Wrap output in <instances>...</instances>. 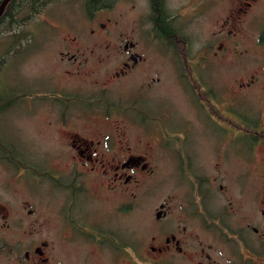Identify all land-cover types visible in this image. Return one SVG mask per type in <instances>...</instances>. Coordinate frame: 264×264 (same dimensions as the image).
<instances>
[{
  "label": "flooded vegetation",
  "instance_id": "af4514ba",
  "mask_svg": "<svg viewBox=\"0 0 264 264\" xmlns=\"http://www.w3.org/2000/svg\"><path fill=\"white\" fill-rule=\"evenodd\" d=\"M36 1L40 0H15L12 8L25 3L36 6ZM225 1L198 0V6L208 10ZM147 3L152 34L175 44L178 51L184 50L187 37L176 23L167 0H147ZM227 5L226 17L218 32L213 33L219 40L212 48L213 56L226 54L228 42L240 30L257 28L258 41L264 44V0H230ZM134 47V42H124V56L119 59L117 69L110 72L111 80L118 83L127 80L123 77L144 60L133 51ZM175 57L180 68L183 64L189 69L179 72L178 78L182 91L186 81L193 97L189 103L191 114L187 117L182 111L183 124L177 136L172 140L163 138L162 155L175 160V166L171 168L166 163L164 194L148 217L146 232L137 236L133 230L136 193L129 186L136 180L137 171L152 172L147 152L123 146L130 141L122 142L128 136L120 125L106 130L93 127L96 139L85 135L82 128L66 125L62 129L65 145L60 146L56 162L59 166L49 170V233L41 235L45 221L36 207L24 200L22 207H27L26 214L35 218L26 223L16 222L19 229L26 227L28 240L23 257L15 254L6 264H264V114L259 113L257 120L250 119L248 111L237 109L238 103H234V99L242 103L248 99L257 76L250 73L238 82L235 90L228 85L217 93L210 76L198 78L191 72V62L205 56L191 57L177 52ZM68 59L76 61L77 57L71 55ZM102 63L103 58L98 61L99 65ZM259 72L264 74V65ZM158 81L152 78L148 82V99L158 96L151 94L150 87ZM144 90L143 87L139 94L120 96L114 106H105L93 96L95 101L90 97L91 104H83V110L75 107V111L85 113L105 106L103 111H117L124 123H136L134 116L153 121L158 113L152 110L135 115L134 100L144 97ZM60 98L61 108L49 105L47 111L56 112L57 120L66 123L76 98L67 95ZM201 131L212 136H201ZM255 146H259L261 157L254 155ZM233 153L243 164L234 180L230 168ZM152 197L153 190H148L150 206L155 201ZM121 212L132 213L123 225ZM2 218V228H9L8 215Z\"/></svg>",
  "mask_w": 264,
  "mask_h": 264
},
{
  "label": "rangeland",
  "instance_id": "374dc122",
  "mask_svg": "<svg viewBox=\"0 0 264 264\" xmlns=\"http://www.w3.org/2000/svg\"><path fill=\"white\" fill-rule=\"evenodd\" d=\"M167 2L188 40L182 51L152 34L147 0H107L105 6L92 13L87 11L85 0H40L35 2L36 6L16 5L10 9L13 16H5L0 22V264L10 263L15 254L23 257L28 240L26 227L19 229L16 222L26 223L35 218L26 214L27 207H22L24 200L35 206L45 221L41 235L49 233V170L59 166L56 162L59 149L65 145L62 129L66 125L82 128L91 139L97 138V133L91 130L95 127L106 130L120 125L128 136L122 142L130 141L122 145L131 146L135 152H147L152 172L137 171L136 180L129 186L136 193L133 230L137 236L146 232L148 217L164 194L166 163L171 168L175 166V160H167L162 155L163 138L174 139L183 124L182 114L187 117L191 114L189 103L193 97L186 81L182 91V81L178 78L179 72L189 69L180 64L181 69L176 63L177 52L191 57L205 56L191 62V72L198 78L210 76L217 93L228 85L235 90L238 82L250 73L256 74L248 99L244 103L234 99V103H238L237 109L248 111L246 115L250 119L257 120L259 113L264 114V74L259 72L264 65V44L258 41L259 30H240L228 42V52L214 57L212 48L219 40L213 33L223 23L230 0L218 2L208 10L200 9L198 0ZM125 41L134 42L133 51L144 60L123 77L127 80L118 83L111 80L110 72L117 69L119 59L124 56ZM71 55L77 57L76 61L68 59ZM101 58L103 63L99 65ZM152 78L159 79L150 85L151 94L158 95V99H148V82ZM143 87L146 95L134 100L135 115L148 114L149 109L158 113L155 120L134 116L136 123L129 124L124 123L117 111H103L106 105L114 106L120 96L139 94ZM65 95L75 97L76 101L72 102L75 106L66 117L67 122L62 124L55 117L56 112L47 110L49 105L61 108L60 97ZM93 96L105 106L85 113L75 111V107L83 110V104H91ZM199 135L212 136L208 131H201ZM201 149H205L204 144ZM259 149V146L254 148L256 158L261 157ZM33 167L45 170L36 172ZM230 168L234 180V175L243 168L235 153L230 159ZM148 190H153L155 200L151 206ZM122 212L120 223L123 225L132 213ZM4 214L8 215L9 228H2Z\"/></svg>",
  "mask_w": 264,
  "mask_h": 264
},
{
  "label": "trees",
  "instance_id": "16d2710c",
  "mask_svg": "<svg viewBox=\"0 0 264 264\" xmlns=\"http://www.w3.org/2000/svg\"><path fill=\"white\" fill-rule=\"evenodd\" d=\"M106 1L107 0H85V5H86V9L87 11H89L90 13H92L94 10H96L97 8L101 7V5L105 6L106 5ZM34 2V1H33ZM15 0H11L9 2V4L7 5L4 14L0 17V22L2 21V19L5 16H10L12 17V13H11V8L14 5ZM32 3V2H31Z\"/></svg>",
  "mask_w": 264,
  "mask_h": 264
},
{
  "label": "water",
  "instance_id": "95a60500",
  "mask_svg": "<svg viewBox=\"0 0 264 264\" xmlns=\"http://www.w3.org/2000/svg\"><path fill=\"white\" fill-rule=\"evenodd\" d=\"M9 0H2L1 3H0V15L1 13L3 12L6 4L8 3Z\"/></svg>",
  "mask_w": 264,
  "mask_h": 264
}]
</instances>
